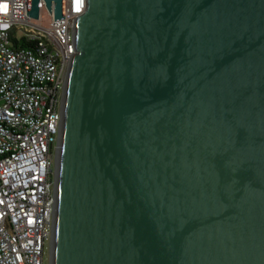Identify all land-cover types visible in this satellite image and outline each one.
Returning <instances> with one entry per match:
<instances>
[{
  "label": "water",
  "instance_id": "95a60500",
  "mask_svg": "<svg viewBox=\"0 0 264 264\" xmlns=\"http://www.w3.org/2000/svg\"><path fill=\"white\" fill-rule=\"evenodd\" d=\"M74 32L49 264H264V0H86Z\"/></svg>",
  "mask_w": 264,
  "mask_h": 264
},
{
  "label": "built area",
  "instance_id": "2783aa9c",
  "mask_svg": "<svg viewBox=\"0 0 264 264\" xmlns=\"http://www.w3.org/2000/svg\"><path fill=\"white\" fill-rule=\"evenodd\" d=\"M85 8L66 0L55 21L43 0L38 19L27 0H0V264H49L64 90Z\"/></svg>",
  "mask_w": 264,
  "mask_h": 264
},
{
  "label": "rangeland",
  "instance_id": "374dc122",
  "mask_svg": "<svg viewBox=\"0 0 264 264\" xmlns=\"http://www.w3.org/2000/svg\"><path fill=\"white\" fill-rule=\"evenodd\" d=\"M48 258V253H47V255H46V259Z\"/></svg>",
  "mask_w": 264,
  "mask_h": 264
}]
</instances>
